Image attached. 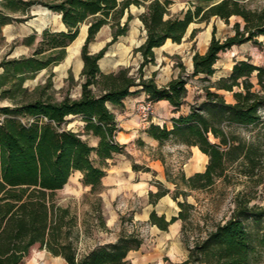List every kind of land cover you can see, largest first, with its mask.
Here are the masks:
<instances>
[{"label": "trees", "instance_id": "obj_1", "mask_svg": "<svg viewBox=\"0 0 264 264\" xmlns=\"http://www.w3.org/2000/svg\"><path fill=\"white\" fill-rule=\"evenodd\" d=\"M1 1L14 8L13 14H28L38 3ZM245 1L195 0L194 9L190 8L183 18H168L169 0H52L43 4L61 16L65 30L43 31L40 46L30 57L0 63L4 69L0 75V99L12 103L0 109V264H22L35 246L63 258L67 264H133L128 256L143 244L136 233L121 235L114 244L81 254L79 217L71 206L61 204L57 195L72 175L80 172L82 185L89 188L85 199L94 198L89 214L105 226L101 194L107 161L115 154H123L126 147L116 140L119 128L109 106L121 109L127 97L144 93L152 104L167 101L178 113L189 96L188 80L179 76L159 86L154 77L145 78L143 69L155 62V49L167 41L181 44L193 23H208L212 18L228 23L238 17L244 26L237 22L234 35L224 40L217 39L213 32L207 51L194 54L192 78L209 82L203 88V99L191 104L187 115L173 118L171 129L152 123L146 131L160 146L171 142L195 147L208 157L204 172L181 176L186 191L180 190L172 198L177 201L180 196L186 197L187 191L209 189L217 181L228 179L232 169L264 188V67L249 59L236 61L228 76L210 80L222 53L264 37V9H249ZM132 6L144 8L139 19L145 39L136 49L142 57L139 73L131 74L129 68L103 72L99 62L108 47L128 33ZM12 21L24 20L5 14L0 25ZM83 25H87V37L81 50L80 97L67 96L61 101L45 100L43 96L28 98L26 89L21 98L14 95L27 76L51 70L65 60ZM105 26L112 31L110 43L91 53L90 44ZM195 35L196 30L191 37ZM34 39L30 38L29 43ZM221 92L231 93L234 101L228 102ZM71 117L84 122V134L99 139L96 147L84 140L82 133L67 127ZM92 154L99 160L98 165L93 163ZM174 184L178 187V183ZM169 193L160 187L158 193L149 194L150 201L155 204ZM249 204L250 200L240 201L229 220L194 239L186 264H264V205ZM178 206V217L170 222L152 212L150 223L167 230L181 220L185 234L188 211L193 206L186 201L178 202ZM248 220L262 225L258 236L246 226Z\"/></svg>", "mask_w": 264, "mask_h": 264}, {"label": "rangeland", "instance_id": "obj_2", "mask_svg": "<svg viewBox=\"0 0 264 264\" xmlns=\"http://www.w3.org/2000/svg\"><path fill=\"white\" fill-rule=\"evenodd\" d=\"M29 1V0H24ZM38 2L34 5L28 14L18 13L13 14L14 8L6 6L0 0V23L1 18L5 14H9L12 18H21L23 22L12 21L7 26L0 25V63L7 59H21L30 57L34 51L39 48L42 36V28L47 27L55 32L61 29L60 16L45 7L44 3H51L52 0H33ZM123 1V0H120ZM164 1V0H163ZM168 18H183L185 13L190 9H194L195 0H169ZM246 5L252 10L264 9V0H246ZM144 8L132 6L130 14L133 16L129 24L128 33L120 37L118 41L108 47L107 53L100 62V67L109 72L118 71L120 68H129L131 74L138 75L139 66L142 61L141 54L136 52L145 39V32L142 23L139 19ZM128 14V13H127ZM126 14V18H127ZM126 18L123 20L125 22ZM240 23L244 26L241 18L233 17L228 23L219 19L212 18L208 23H193L190 25L188 32L181 44L172 42L166 43L162 48L155 50V62L144 67L143 73L146 79L154 77L159 86L166 85L169 81L179 76L188 80L187 88L189 96L187 102L175 117L179 115H187L190 111V105L196 100L201 101L204 97L203 88L209 85V82L201 81L199 77L192 78L193 61L195 53L204 54L208 49L210 41L215 33V37L224 40L229 36L234 35V25ZM196 30L195 37H191L192 32ZM34 37L32 44L29 43L30 38ZM87 37V25L81 27V32L78 39L68 48L67 56L58 66L51 70H44L34 76H27L22 82L20 89L14 92L18 98L24 96L23 90L26 89L27 97L34 98L43 96L45 100L51 99L61 101L65 97L77 99L81 95V78L82 68L77 70V59L81 58V50ZM112 39V31L109 26H105L101 33L97 35L94 44L89 46L91 52L101 50L107 46ZM73 47H78V55H71ZM101 48V49H100ZM82 59V58H81ZM250 60L257 66H264V37H258L256 41L245 43L241 46H234L232 49L220 55L215 69L216 73L210 78L211 82H215L221 77L228 76L233 68L236 60ZM4 69L0 68V75ZM72 76V79H70ZM253 82L256 83L254 79ZM13 84H17L13 83ZM256 89H259L257 87ZM228 102H233V96L228 92H221ZM142 100H139L140 102ZM134 107L133 118L140 125V129H148L152 123H160L166 121L167 126L171 129L170 118L173 111L169 107L157 105L161 115L156 116L144 124L140 121L136 107ZM5 106H12L9 99H0V109ZM153 111L155 112L154 106ZM174 117V118H175ZM2 116L0 115V121ZM71 120L68 128L83 134V139L89 144H92L91 135L84 134V122L80 118H68ZM143 136V135H142ZM144 138V136H143ZM142 138L136 140L132 146H126L125 157H117L109 162L110 165H120L124 162L143 166L151 160H159L162 163L164 171L162 185L170 190V197H173L178 191L185 190L180 182L181 176H193L196 173L204 172L208 164V159L201 157L195 147H187L177 145L171 142L163 146L152 145L151 143L143 142L140 145ZM91 159L95 165L99 164L95 154H92ZM82 176L73 174L69 183L65 188L58 192V199L61 204L69 205L77 213L79 217V239L78 247L81 254L99 246L114 244L121 235L136 233L140 235L142 227L139 223L133 222L131 213L144 205V200L133 197H126L121 200L117 198L111 203V210L117 214L118 222L114 227L109 229L98 224L89 214L90 204L94 198L85 199V194L89 188H85L81 183ZM178 183V187L174 183ZM186 191V190H185ZM250 200V206L264 205V188L262 185H257L254 181L238 175L236 169L229 171L228 179H221L216 184L206 190L187 191V196L179 197L180 202H188L193 207L189 209V219L185 224L186 233H182L181 240L185 247H191L194 239L199 236H206L218 224H223L229 220L240 201ZM177 206V204H176ZM178 209L179 206H177ZM106 220V216L104 217ZM106 224V222H105ZM183 226V223H182ZM246 226L256 237L260 234L259 229L262 225H258L251 220L246 221ZM117 239V240H118ZM22 264H67L61 258L56 257L46 249H41L35 246L30 251L29 255L23 260Z\"/></svg>", "mask_w": 264, "mask_h": 264}, {"label": "crops", "instance_id": "obj_3", "mask_svg": "<svg viewBox=\"0 0 264 264\" xmlns=\"http://www.w3.org/2000/svg\"><path fill=\"white\" fill-rule=\"evenodd\" d=\"M47 29L49 28L47 25H45L42 28V32ZM64 30L65 27L63 25V28L61 27V29L57 31ZM101 31L98 33V35L101 33ZM92 44H94V42L90 45ZM102 60L103 59H101L100 62ZM101 70L106 73L109 72L103 70L102 68ZM139 100H146L144 93L127 97L124 101V107L121 109L109 106L116 116V123L119 128V132L116 135V140L121 145L132 146L136 140L140 139L141 137V141H145L157 146L159 145V142L148 136L146 133L147 129L141 130L140 125H138V123L135 121V118H133V109ZM158 104L164 107H169L170 111H173V107L167 101L153 103L155 109L154 115L156 116L161 117L158 108L156 107ZM175 114L176 113L173 112L170 118H174ZM91 138L92 144L90 145L96 147L99 143V139L92 135ZM125 154V151L123 154H115L112 159L107 161V163L113 161L117 157L123 158L125 157ZM134 165L136 164H131L128 161L120 165L108 164L106 169L107 175L102 180L104 191L101 194L103 203V217L106 216V220L104 219L106 222L105 225L111 229V227H114L118 222L117 214L114 212V210H111L112 201L116 200L117 198L124 200L126 197L142 199L144 200V205L140 206L139 209L131 213V220L146 226L140 229V237L143 239V244L140 249L130 252L128 259L133 264H186V261L189 258L190 247H185L181 240L182 221L176 220L174 223L170 224L167 230H161L158 226L152 225L150 223V215L152 212H155L159 217L164 216L167 222H170L173 217H178L180 212V209L177 207L178 202H180L179 199L175 201L172 197H170V193L160 198L155 204H152L150 201V193H158L160 187L168 189L162 186L165 184L163 182L164 171L162 168V163L159 160L149 159L148 164L137 166L136 170L133 168ZM117 239H115V241H117Z\"/></svg>", "mask_w": 264, "mask_h": 264}, {"label": "built area", "instance_id": "obj_4", "mask_svg": "<svg viewBox=\"0 0 264 264\" xmlns=\"http://www.w3.org/2000/svg\"><path fill=\"white\" fill-rule=\"evenodd\" d=\"M136 113L142 123L148 124L149 121L154 118L153 104L147 100L138 102ZM157 125L163 127L164 125H167V122L160 121V123H157Z\"/></svg>", "mask_w": 264, "mask_h": 264}, {"label": "bare ground", "instance_id": "obj_5", "mask_svg": "<svg viewBox=\"0 0 264 264\" xmlns=\"http://www.w3.org/2000/svg\"><path fill=\"white\" fill-rule=\"evenodd\" d=\"M61 27L63 28V24L61 23ZM168 42H171V41H167ZM78 52H79V49L78 47H73V49L71 50V55H75L77 54L78 55ZM83 66V61L81 58H78L77 59V70H80ZM196 150L198 151L199 155L205 159H208V157L206 155H204L203 153H201L198 148H196ZM77 174H81L80 172H77ZM67 186V185H66Z\"/></svg>", "mask_w": 264, "mask_h": 264}]
</instances>
